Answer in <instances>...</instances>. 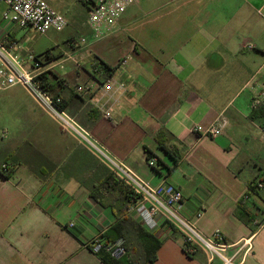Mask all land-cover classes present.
<instances>
[{"label":"crops","instance_id":"1","mask_svg":"<svg viewBox=\"0 0 264 264\" xmlns=\"http://www.w3.org/2000/svg\"><path fill=\"white\" fill-rule=\"evenodd\" d=\"M45 1L69 25H84L91 38V4L77 1L81 24L74 0ZM253 2L258 12L264 10V0ZM227 6V0H138L113 34L87 47L76 46L72 34L47 37L51 45L41 47L33 36L42 35L17 26L3 30L1 19L0 40L9 46L20 42L23 57L49 53L51 61L66 59L49 76L61 82L57 90L93 137L154 186L167 182L180 189L185 214L195 219L203 212L198 229L207 237L220 230L228 245L224 257L233 264H264V222L254 228L236 214L249 187L264 183V116L252 115L253 100L264 99V76L256 78L264 63L249 65L245 59L250 41H229L240 21ZM95 59L129 87L110 118L92 109V97L74 92L93 80ZM124 59L127 65L121 66ZM223 75L224 83H217ZM70 77L74 82L68 85ZM222 115L228 126L220 137L192 131L196 124L210 127ZM47 118L54 126L46 124L48 131L34 127L29 138L15 135L18 146L7 152L17 159L15 172L10 179L0 173V264H106L93 249L96 240L103 247H125L121 264H210L202 250L187 255L183 236L169 225L154 234L162 247L153 259L141 241L139 224L145 226L127 208L125 186L113 179L104 185L110 170ZM163 130L169 148L178 150V162L158 144ZM150 153L156 167L148 163ZM256 190L259 195L251 194L246 208L261 222L264 184ZM212 264L224 263L216 258Z\"/></svg>","mask_w":264,"mask_h":264},{"label":"built area","instance_id":"2","mask_svg":"<svg viewBox=\"0 0 264 264\" xmlns=\"http://www.w3.org/2000/svg\"><path fill=\"white\" fill-rule=\"evenodd\" d=\"M136 1L138 0L89 1L92 7L87 26L91 30V38L74 39L75 45L87 47L92 42L113 34L117 29L118 20ZM1 4L6 5L7 8L1 23L3 30L17 26L36 35L45 36L50 32L61 33L69 27L67 18L45 0H0ZM246 48L254 50L256 47L248 42ZM23 50L24 46L20 42H14L9 46L5 41L0 40V92L21 87L62 132L73 137L104 164L132 192L134 200L131 211L150 232L158 233L164 225H169L183 236L185 251L188 255L202 250L206 253L210 264L216 258H220L224 264H233L231 259L224 257V251L228 245L223 233L217 230L212 236L207 237L198 229L196 220L203 217V212H199L195 219L185 214L184 194L180 189L167 182L154 186L134 172L126 163L113 157L70 113L63 97L48 89L44 76L49 75L57 67L63 66L66 59L51 61L49 55L37 58L33 53L23 57ZM127 62L128 59H124L121 66H126ZM262 70L263 68L257 72L256 78L262 76ZM112 74L113 72L110 75H103L94 69L91 82L74 87L77 96L92 97V109L107 118L112 117L113 108L127 96L129 88L126 83L114 79ZM259 105H264V99L255 98L252 109ZM227 126L228 120L222 115L210 127L204 128L196 124L192 131L204 137L218 138ZM262 133L264 135V126ZM148 163L150 167H156L158 160L153 157L148 160ZM8 168L5 163L0 170L7 172ZM263 184H257V188H262ZM102 247L100 241L96 240L93 249L98 251ZM106 247L117 258L123 257L127 252L120 243H112Z\"/></svg>","mask_w":264,"mask_h":264},{"label":"rangeland","instance_id":"3","mask_svg":"<svg viewBox=\"0 0 264 264\" xmlns=\"http://www.w3.org/2000/svg\"><path fill=\"white\" fill-rule=\"evenodd\" d=\"M77 7L79 20L81 24L84 22L82 18L81 11L83 8L80 3L77 4L78 0H71ZM229 14L233 15L237 13L239 16L237 19L240 21V25L235 29L234 34H228L229 41L232 39L237 41L247 40L253 44L256 49L251 51H244V57L247 59L249 65H252L256 61H260L261 64L264 63V10L261 12L257 11V7L253 0H227ZM73 6V5H72ZM6 5H0V21L6 11ZM88 21V20H87ZM71 25V24H70ZM63 31L62 33L51 32L48 36L37 37L33 36L34 40L39 39L41 47L51 45V42L47 40V37L57 38L61 40L70 36H74L76 40L85 37L84 33L86 27L82 25L79 26L72 23V25ZM234 41V42H235ZM72 63V62H71ZM264 76V69L262 70V77ZM217 83H224V75L217 76ZM69 78L67 84L73 83ZM231 81V78H230ZM252 86H249V90ZM41 118H45V123L41 121ZM47 116L36 106V104L30 99L26 92L21 87H13L7 91L0 92V162L2 158L7 154V152L17 148L18 144L15 141V135L21 137L29 138L33 130L39 133L43 131H48V127H54L49 123ZM49 126H47V125ZM45 126V127H44ZM35 127V129H34ZM36 143L42 144L38 136ZM34 142L35 140L31 139Z\"/></svg>","mask_w":264,"mask_h":264},{"label":"trees","instance_id":"4","mask_svg":"<svg viewBox=\"0 0 264 264\" xmlns=\"http://www.w3.org/2000/svg\"><path fill=\"white\" fill-rule=\"evenodd\" d=\"M83 1H84V4L87 6V5L90 4L89 1H92V0H89V1L88 0H83ZM47 55H49V53H44L42 55H36V57L39 58V57H44V56H47ZM92 66H93V70L97 69L99 71V73H101L103 75H110L114 71L113 68L108 66L106 63H104L100 59H95V61L93 62ZM52 77L54 78V80H52ZM52 77H49V75H45L44 76V79L46 80V85L48 86V89L50 91H52L53 93H55L56 95L63 97L65 106H66V108L69 109V101H70V99H68L65 96H63V90H57L58 86H59V83H61V82H58L55 79L56 76H52ZM70 113H71V111H70ZM96 113L99 114L98 112H96ZM252 115H254V116L263 115L264 116V105H259V106L255 107V108H253L252 109ZM159 135H163V137H164L163 140L161 139V136L158 137V139H157L158 144L160 145V147L164 151H166V153H168L171 157H173V159H175L178 162L180 160V157L177 154L178 150L176 148L170 149L169 146H168V131L167 130H163V131L160 132ZM3 158H4V160L2 159L3 160L2 164L6 163L9 168H8L7 172H2L0 170V173L5 178L10 179L13 176L14 172H15L14 168H15V165L17 163V159L14 157V154L12 152L6 154ZM151 158H153V156L150 153L149 156H148V160L151 159ZM2 164L0 166H2ZM112 179L115 180V183H116V180H117V181H119L118 184L125 186V194L127 195V198H128L127 208H129V210H131L132 207H133V200H134L133 199V194L129 190V188L121 180H119L114 174H112L110 172V177H108L104 181L103 184L107 185V186H110ZM256 188H257V186L255 187L254 185H251L249 187L250 192H248V194L242 200L239 201L238 208H237V213H236L237 216L243 222H245L246 224H252L253 227H254V224H255V227H258V226L262 225V223L264 222V219L261 222H257V220L255 218H252L253 215L246 208L247 200L251 196V194L259 195V192L256 190ZM139 228L141 230V234H140L141 241L144 243L145 247L148 248L150 256L153 259H155L158 250L162 247V242H160L156 238V236L154 235L155 233L150 232L145 227H143L141 224H139ZM97 253L101 256V259L106 264H121V259L122 258L118 259L116 256H114L111 252H109L107 250V247H102L100 250L97 251ZM189 256H191V255H189Z\"/></svg>","mask_w":264,"mask_h":264}]
</instances>
